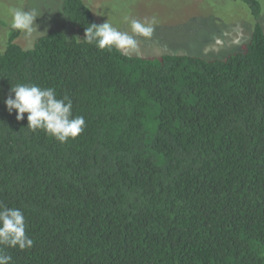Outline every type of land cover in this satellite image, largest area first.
<instances>
[{"label": "trees", "instance_id": "16d2710c", "mask_svg": "<svg viewBox=\"0 0 264 264\" xmlns=\"http://www.w3.org/2000/svg\"><path fill=\"white\" fill-rule=\"evenodd\" d=\"M219 56L121 54L62 0L67 31L0 51V204L23 211L30 249L11 264H264V26ZM76 30V31H75ZM68 96L84 131L60 143L5 100L16 84Z\"/></svg>", "mask_w": 264, "mask_h": 264}, {"label": "rangeland", "instance_id": "374dc122", "mask_svg": "<svg viewBox=\"0 0 264 264\" xmlns=\"http://www.w3.org/2000/svg\"><path fill=\"white\" fill-rule=\"evenodd\" d=\"M85 1L101 23L108 20L114 27L129 34L130 24L125 21V16L141 21L156 19L153 36L150 39L137 37L138 51L128 52L132 55L176 53L219 56L241 46L252 33L251 11L243 0ZM260 1V21L264 26V0ZM13 8H34L42 14L36 19L38 31L30 38L20 33L16 39L27 49L51 28L66 32L64 28L67 25L74 28L63 13L62 0H0V51L6 48L9 40Z\"/></svg>", "mask_w": 264, "mask_h": 264}, {"label": "clouds", "instance_id": "9594fccd", "mask_svg": "<svg viewBox=\"0 0 264 264\" xmlns=\"http://www.w3.org/2000/svg\"><path fill=\"white\" fill-rule=\"evenodd\" d=\"M13 8L11 10L10 28L30 38L38 31L37 17L42 14L32 8ZM130 24L131 34L114 27L108 20L103 24H91L85 29V38L88 44H94L98 49L113 48L121 54L138 51L137 37L150 39L155 31L156 19L141 21L131 16H125ZM9 97L5 100L6 107L11 113L16 110V119L23 121L25 113L29 128L32 131L43 130L60 143L75 139L83 131L85 120L83 116L73 117V104L68 96L58 98L54 88H42L35 84H16L12 86ZM33 239L27 234V223L23 211L16 207L0 204V264H11L12 257L4 252L5 247L20 250L30 249Z\"/></svg>", "mask_w": 264, "mask_h": 264}]
</instances>
